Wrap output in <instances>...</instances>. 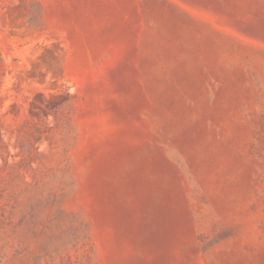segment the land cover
I'll return each instance as SVG.
<instances>
[{
  "label": "rangeland",
  "instance_id": "obj_1",
  "mask_svg": "<svg viewBox=\"0 0 264 264\" xmlns=\"http://www.w3.org/2000/svg\"><path fill=\"white\" fill-rule=\"evenodd\" d=\"M0 264H264V0H0Z\"/></svg>",
  "mask_w": 264,
  "mask_h": 264
}]
</instances>
